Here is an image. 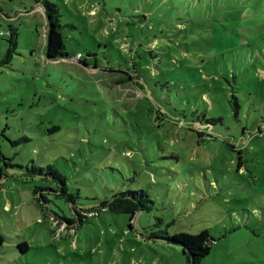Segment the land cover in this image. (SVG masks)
<instances>
[{"label": "rangeland", "instance_id": "rangeland-1", "mask_svg": "<svg viewBox=\"0 0 264 264\" xmlns=\"http://www.w3.org/2000/svg\"><path fill=\"white\" fill-rule=\"evenodd\" d=\"M48 1L69 59L45 58L34 0H0V32H16L14 51L0 39V152L14 165L0 264H187L157 235L202 230L200 264H264V0ZM33 164L63 175L74 202ZM139 190L151 209L132 220L73 211Z\"/></svg>", "mask_w": 264, "mask_h": 264}, {"label": "trees", "instance_id": "trees-1", "mask_svg": "<svg viewBox=\"0 0 264 264\" xmlns=\"http://www.w3.org/2000/svg\"><path fill=\"white\" fill-rule=\"evenodd\" d=\"M35 4L40 5L46 15L47 18V34H46V44H45V58L48 61H58V60H64L69 59L67 57V54L64 50V42H63V35L61 33V29L63 27L61 23V14L59 11V7L53 3H50L48 0H34ZM9 30L4 31L5 35L0 37L2 40L3 38H7L10 42V48L11 51H14L16 46V32L13 29L12 26H8ZM135 47V46H132ZM132 49V48H131ZM134 50V49H133ZM133 50H130V52H133ZM133 54V53H131ZM77 55V54H76ZM75 55V56H76ZM93 55L91 53H88V57H92ZM134 59V57H133ZM78 62L89 66L86 59H83V56L80 54V57L78 59ZM131 67L134 68L135 63L132 60ZM95 69L98 68V64L96 61L93 63V66ZM127 72L126 75H128L129 78L134 79L135 84L137 87L140 88V83L138 82V79L136 77V73L132 70ZM140 85V86H139ZM264 127L260 126L258 127V136H262V129ZM56 129V128H55ZM200 136L204 137L205 139H211V135L208 133L205 135L203 132L200 133ZM27 137H22L17 143H25L28 142ZM9 166H14L10 162V159H6L2 153L0 152V182L4 178V172ZM28 172L30 174H38L45 179L49 178L52 181L56 182L57 184V195H65L67 197V201L70 200V203L74 202L76 194H69L66 186V178L61 175L53 166H48L47 168H38L33 164L30 168H27ZM48 180V179H47ZM1 186V184H0ZM39 191H41L38 188L33 189V194L36 195ZM41 197L43 202H47V199L44 197V194L41 193L39 196ZM151 201L149 199V196L147 193L143 190L139 191H126V192H120L116 195H114L111 199H104L99 204L100 211H87L85 209H80L79 211L74 207L73 211L75 213V216L79 218V222L81 223L83 219L89 216L99 215L100 212H110L114 214H125L130 216V219L132 220L135 214L141 211H149L151 209L150 207ZM66 221V224L69 226H74V222L69 219H64ZM158 238L164 239L166 241H170L174 244H178L182 247V253L185 255L187 264H200L203 258L209 255L211 251V237L207 230H202L196 235H191L187 233H179L172 236H169L167 231H162L160 235H157ZM4 241V237L0 234V247L2 246ZM20 249L22 251H27L29 247L24 242L20 245Z\"/></svg>", "mask_w": 264, "mask_h": 264}, {"label": "crops", "instance_id": "crops-1", "mask_svg": "<svg viewBox=\"0 0 264 264\" xmlns=\"http://www.w3.org/2000/svg\"><path fill=\"white\" fill-rule=\"evenodd\" d=\"M40 10L41 11H44L43 8L40 5L35 4V8L34 9H31V11H29V12L34 11V13L38 14L40 12ZM20 12H22V11L17 12V14H19V16H22V15L27 16V15H25L23 13H20ZM26 14H28V12H26Z\"/></svg>", "mask_w": 264, "mask_h": 264}, {"label": "built area", "instance_id": "built-area-1", "mask_svg": "<svg viewBox=\"0 0 264 264\" xmlns=\"http://www.w3.org/2000/svg\"><path fill=\"white\" fill-rule=\"evenodd\" d=\"M4 35H5L4 32H0V37H2V36H4ZM79 57H80V54H77V55L75 56V59L78 61Z\"/></svg>", "mask_w": 264, "mask_h": 264}]
</instances>
